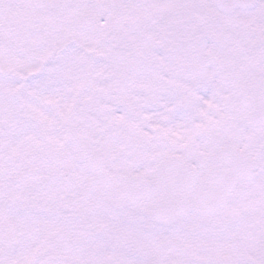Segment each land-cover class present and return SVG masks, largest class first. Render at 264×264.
<instances>
[{
	"label": "snow or ice",
	"instance_id": "1",
	"mask_svg": "<svg viewBox=\"0 0 264 264\" xmlns=\"http://www.w3.org/2000/svg\"><path fill=\"white\" fill-rule=\"evenodd\" d=\"M0 264H264V0H0Z\"/></svg>",
	"mask_w": 264,
	"mask_h": 264
}]
</instances>
